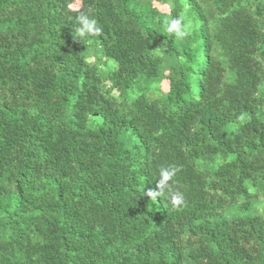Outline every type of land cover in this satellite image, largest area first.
Instances as JSON below:
<instances>
[{"label": "trees", "instance_id": "trees-1", "mask_svg": "<svg viewBox=\"0 0 264 264\" xmlns=\"http://www.w3.org/2000/svg\"><path fill=\"white\" fill-rule=\"evenodd\" d=\"M0 264H264V0H0Z\"/></svg>", "mask_w": 264, "mask_h": 264}, {"label": "clouds", "instance_id": "clouds-1", "mask_svg": "<svg viewBox=\"0 0 264 264\" xmlns=\"http://www.w3.org/2000/svg\"><path fill=\"white\" fill-rule=\"evenodd\" d=\"M76 34L78 37L94 36L97 35L101 29L97 26L95 19L91 18L87 13H80L77 18ZM166 31L168 33H174L179 37L187 35V27L182 26L180 19H174L166 25ZM176 174L174 167H162L159 170L160 179L157 181V187L160 191H151L148 195L152 198L155 196L167 195L170 199L173 207L180 206L184 203V197L182 193L172 191L169 181L173 180Z\"/></svg>", "mask_w": 264, "mask_h": 264}, {"label": "rangeland", "instance_id": "rangeland-1", "mask_svg": "<svg viewBox=\"0 0 264 264\" xmlns=\"http://www.w3.org/2000/svg\"><path fill=\"white\" fill-rule=\"evenodd\" d=\"M76 6H77V5H76ZM163 89H164V90H166V89H167V86H166V85H164Z\"/></svg>", "mask_w": 264, "mask_h": 264}]
</instances>
